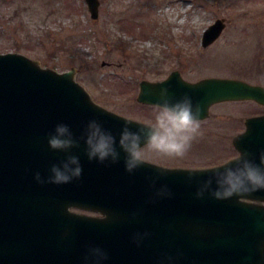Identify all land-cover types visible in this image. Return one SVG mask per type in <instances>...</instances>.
<instances>
[{"label": "water", "instance_id": "95a60500", "mask_svg": "<svg viewBox=\"0 0 264 264\" xmlns=\"http://www.w3.org/2000/svg\"><path fill=\"white\" fill-rule=\"evenodd\" d=\"M87 2L97 18L100 0ZM225 26L223 19L211 24L204 45ZM75 74L76 68L59 73L22 54H0V264H264V191L245 203L238 197L219 200L208 191L197 196L225 165L236 167L241 157L260 163L264 115L247 119V131L234 139L240 156L223 165L184 168L148 161L129 173L120 133L126 121L133 122L134 132L144 122L97 103ZM164 88L170 103L190 96L200 106L199 118L224 100L264 104L262 85L226 78L176 82L174 76L143 80L138 100L162 106ZM93 120L116 137L117 163L89 160L85 140ZM57 125H66L79 146L52 149L49 138ZM69 155L79 157L81 176L48 183L52 166Z\"/></svg>", "mask_w": 264, "mask_h": 264}, {"label": "rangeland", "instance_id": "374dc122", "mask_svg": "<svg viewBox=\"0 0 264 264\" xmlns=\"http://www.w3.org/2000/svg\"><path fill=\"white\" fill-rule=\"evenodd\" d=\"M100 2L92 18L86 0H0V54H23L59 72L76 68L96 101L143 122L154 121L160 107L137 100L141 81L163 79L177 66L192 79L224 73L264 86V0ZM217 19L226 23L222 36L198 53L193 36ZM263 112L252 101L215 105L184 158L145 155L169 167L221 163L237 154L230 142L246 116Z\"/></svg>", "mask_w": 264, "mask_h": 264}, {"label": "clouds", "instance_id": "9594fccd", "mask_svg": "<svg viewBox=\"0 0 264 264\" xmlns=\"http://www.w3.org/2000/svg\"><path fill=\"white\" fill-rule=\"evenodd\" d=\"M168 97V89H162L161 99L164 103L154 121L140 124L137 131L130 129L132 121L125 122L120 133L119 149L125 153V167L129 173L148 162L145 149L161 157L184 158L193 141L201 134L200 106L194 105L188 95L175 103H170ZM49 144L54 150L64 151L79 146L66 125H57L55 134L49 138ZM85 144L89 160H98L100 163L109 159L111 163L119 161L116 137L103 130L95 120L89 124ZM51 172L48 183H70L82 174L79 157L69 155L62 165H53ZM189 173L191 179L192 171ZM36 179L41 183L45 182L39 173L36 174ZM206 191L219 200L238 197L240 203H245L254 193L264 191V154L261 155L259 164L241 157L236 167L225 165L222 173L214 171L203 183V187H200L197 196L203 197Z\"/></svg>", "mask_w": 264, "mask_h": 264}, {"label": "flooded vegetation", "instance_id": "af4514ba", "mask_svg": "<svg viewBox=\"0 0 264 264\" xmlns=\"http://www.w3.org/2000/svg\"><path fill=\"white\" fill-rule=\"evenodd\" d=\"M224 30L221 32V35L218 38H216L211 44H209L207 46H205L204 43H203V38H204V34H205L206 30H204L202 34H199V35H196V36L194 35L192 41H194V42L196 41L195 43H198V45L195 44V46H197V49H198V51L197 50L196 51L199 53V52H201L202 48L206 49V48L210 47L212 44H214L222 36ZM204 74L205 75H203V76H201V77H199L197 79H192V77H190V76L188 77L187 74H184V71L182 70L181 66H177V67H174V69L170 70L163 79H160V80H157V81H152V82H161V81H164V80L170 78L171 76L175 77V81L176 82H178L179 80L182 79V80H185L187 82L196 83V82H199L201 80L208 79V78H228V79H237V80H243V81H246V82H250L248 80L240 79L238 77H232L231 75H229V74L226 75L224 73H209V74L204 73ZM240 101H242V102L252 101V102H254L256 104H259L260 106L264 107V104H261V103L255 101V100L246 99V100H240ZM226 102H231V101H222V102H217V103H214L213 105H211V107L209 108V114L207 115V117L199 118L200 119V123L205 122L207 119H209L211 117L212 112H213V107L215 105L223 104V103H226ZM145 105L161 107V106H158V105H151V104H145ZM257 115H264V112L263 113H252V114H249V116H246L245 121H244V123H245L244 129L241 130L240 132H238L236 135H234L232 137V139H231V142H230L231 146L229 144V146L231 148V152H232V148L236 149V147L234 146L235 136H237L238 134L243 133V132H245L247 130V125H246L247 118L250 117V116H257ZM238 155H239V151L238 150H237V154L236 155H233L232 153H230V154H228L227 159L225 161L221 162V163L220 162H218V163L215 162V163H202V164H200L201 162L200 163H197V162L196 163H190L191 161H180L179 160L180 164H178L177 167H186V168L212 167V166H216V165L225 163V162L237 157ZM149 161H151V160H149ZM151 162L158 163L160 165L170 166L169 164H166L164 162L157 161V159H152ZM248 207H250V206H248ZM240 208H243V207L239 206L238 209H240ZM202 225H204V224H202Z\"/></svg>", "mask_w": 264, "mask_h": 264}]
</instances>
